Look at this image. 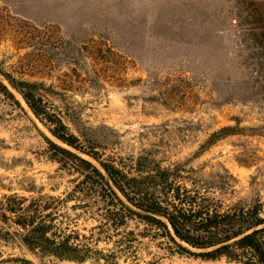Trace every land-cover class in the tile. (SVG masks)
I'll list each match as a JSON object with an SVG mask.
<instances>
[{
	"label": "rangeland",
	"instance_id": "rangeland-1",
	"mask_svg": "<svg viewBox=\"0 0 264 264\" xmlns=\"http://www.w3.org/2000/svg\"><path fill=\"white\" fill-rule=\"evenodd\" d=\"M0 70L37 83L49 111L91 135L103 159L145 155L203 180L225 170L235 179L217 195L224 207L264 203V0H0ZM0 80L23 108L0 96V196L69 189L43 137L62 144ZM162 232L133 219L94 249L117 264H240L185 252ZM7 258L76 264L0 243Z\"/></svg>",
	"mask_w": 264,
	"mask_h": 264
},
{
	"label": "trees",
	"instance_id": "trees-1",
	"mask_svg": "<svg viewBox=\"0 0 264 264\" xmlns=\"http://www.w3.org/2000/svg\"><path fill=\"white\" fill-rule=\"evenodd\" d=\"M0 75L62 144L43 137L50 159L71 178L69 189L57 195L44 193L34 184L24 190L28 195H1L0 243L26 250L38 261L117 264L115 252L105 253L94 246L115 242L114 234L138 219L162 230L185 252L188 249L182 245L203 251L198 255L205 260L264 264V203L240 199L224 207L217 195L232 189L235 179L227 171L203 180L198 170L187 171L185 164L163 168L145 155L118 166L102 158L91 135L79 130L71 133L62 118L49 111L38 95L37 83L14 80L1 70ZM0 96L23 111L1 80ZM85 220L94 223L90 230L85 228L89 234L77 229ZM1 261L33 264L26 258Z\"/></svg>",
	"mask_w": 264,
	"mask_h": 264
}]
</instances>
